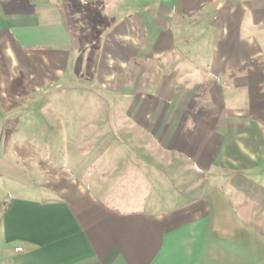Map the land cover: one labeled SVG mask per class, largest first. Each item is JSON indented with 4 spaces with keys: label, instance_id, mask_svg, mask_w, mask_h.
I'll list each match as a JSON object with an SVG mask.
<instances>
[{
    "label": "crops",
    "instance_id": "crops-1",
    "mask_svg": "<svg viewBox=\"0 0 264 264\" xmlns=\"http://www.w3.org/2000/svg\"><path fill=\"white\" fill-rule=\"evenodd\" d=\"M1 146L0 264H264V0H0Z\"/></svg>",
    "mask_w": 264,
    "mask_h": 264
},
{
    "label": "rangeland",
    "instance_id": "rangeland-1",
    "mask_svg": "<svg viewBox=\"0 0 264 264\" xmlns=\"http://www.w3.org/2000/svg\"><path fill=\"white\" fill-rule=\"evenodd\" d=\"M82 70L84 71L85 67ZM77 85L80 88L88 87V86L83 85L82 82H80ZM50 87L52 88L53 86H50ZM89 87H91V86H89ZM69 88L70 87H68L67 89H69ZM94 88L98 89L97 86H94ZM31 99H32L31 104H33L34 102H36L40 99L44 100V98H40L37 95H33V94H32ZM46 100H47L46 101L47 104H50L49 100H51V99L48 98ZM101 101H103V100L101 99ZM87 103H88V100L86 97H79V104H82L85 107V105H87ZM45 109H47L46 111L48 113L41 112L40 113L41 115L37 113V115H35L36 121H42L43 122V120L45 118L43 116H48V118L51 119V121L55 119L54 113L49 112V111H52L53 109L49 105H48V108H45ZM63 112L66 114V108H64ZM19 116H21V114L20 115L16 114L15 119H17ZM73 116H75L78 119V121L86 120V114L85 113L79 112ZM43 131H44V129H42V128H36L32 133L31 144H29L27 146L25 145L24 147L16 146L17 150L15 151L16 152L15 156L18 157L21 162H22V157L24 155H27L26 153L28 151L24 148L29 149L28 152L30 153V159L28 161H25V164L26 163L29 164L30 169H32L36 172L34 175L32 174L33 176L29 177L30 185L32 188V192L30 193V195H37V194L39 195L38 190L35 191L34 187L37 186L38 184H41L42 180L47 178L44 175H38V172H40L41 170H48V173H49V172L53 171L52 170L53 168H56L58 166L65 168L67 166V164H69V163L71 164V162L68 161L71 158L79 157L81 155L87 156L88 153H86V152H88L90 150V153L88 156L91 159V156H94L96 154L97 155L101 154L105 149V146H103L102 144L87 145L86 143H84L82 141L79 144H65V139H61L62 137H64V138L66 137L65 130L62 131V130H58V129H55V132H57V133L62 132L65 134L61 135V136L58 134V136L55 137L52 134L54 132V129H49L46 133L47 140L44 142V140L41 137V133H43ZM78 131L80 134L86 132V130H81V129H79ZM101 131H96V132L101 133ZM66 132H67V136L72 135L70 129H67ZM77 135L78 134L76 132V135H73V137L77 136ZM71 141L73 142V140H71ZM6 154H7V152L3 149V146H1L0 147V156H3V155L6 156ZM15 163L19 164L20 162L19 163L15 162ZM82 163L84 164L85 161L83 160ZM6 182H9V187L11 189V192H13L15 194L20 193V192H17V190L20 186L26 185V183L23 184V183L18 182L17 180L12 182L10 179L7 180L6 178H0V186L6 185ZM0 194H1V189H0Z\"/></svg>",
    "mask_w": 264,
    "mask_h": 264
},
{
    "label": "built area",
    "instance_id": "built-area-1",
    "mask_svg": "<svg viewBox=\"0 0 264 264\" xmlns=\"http://www.w3.org/2000/svg\"><path fill=\"white\" fill-rule=\"evenodd\" d=\"M15 250H16V251H20V250H22V248H21V247H18V248H16Z\"/></svg>",
    "mask_w": 264,
    "mask_h": 264
}]
</instances>
